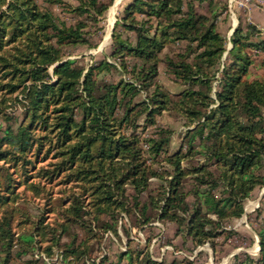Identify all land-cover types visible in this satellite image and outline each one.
I'll return each instance as SVG.
<instances>
[{
	"label": "trees",
	"instance_id": "obj_1",
	"mask_svg": "<svg viewBox=\"0 0 264 264\" xmlns=\"http://www.w3.org/2000/svg\"><path fill=\"white\" fill-rule=\"evenodd\" d=\"M199 1L205 12L197 0H130L112 60L84 64L70 49L97 46L113 0H45L72 22L39 0H0V264H94L120 222L126 248L99 264H193L152 258L153 235L132 244L131 229L155 220L214 253L219 237L241 235L228 225L264 188V75L250 52L264 65V32L240 24L228 41L225 1ZM163 113L186 127L173 152ZM255 211L259 255L231 264H264V195Z\"/></svg>",
	"mask_w": 264,
	"mask_h": 264
},
{
	"label": "rangeland",
	"instance_id": "obj_2",
	"mask_svg": "<svg viewBox=\"0 0 264 264\" xmlns=\"http://www.w3.org/2000/svg\"><path fill=\"white\" fill-rule=\"evenodd\" d=\"M45 3V0H39ZM76 3V0H66ZM116 1V2H115ZM130 0H113L112 5L106 12V16L102 21L104 25L103 30L95 31L92 35L97 46L88 48L87 46H79L71 48L67 58H75L80 62L87 64L93 60H99L107 57L109 60L112 58L109 56L112 45V27L114 28L115 22L120 20L123 10L126 4ZM226 3V10L219 18V29L224 32L228 38V41L235 30L240 24L246 26L251 22L255 24L262 32H264V0H223ZM115 2V3H114ZM57 14L69 22L73 21L71 14L66 13L63 7L58 4H49ZM199 11L205 12L207 9L206 1L196 2ZM111 7L114 9V19L111 24V29L108 33L109 16L111 13ZM110 12V13H109ZM236 20V23H235ZM95 30V29H93ZM111 32V35H110ZM108 34V38H107ZM133 34V33H130ZM181 46V45H179ZM178 46V47H179ZM231 47V43L228 44V49ZM175 49V47H174ZM255 58V63L251 66L252 75H264V65L261 64V58L263 54L257 55L255 51H250ZM225 57V56H224ZM111 77H119L118 74L111 75ZM159 78L169 89L176 88L171 80V76L165 73L164 66H160ZM16 111V110H15ZM19 110H17L18 112ZM160 125H167L174 129L172 135V142L170 149L175 151L179 146L182 136L186 130L183 125V121L176 116L169 113H163L158 117ZM152 131L150 129L148 132ZM159 183L157 179H153L152 185L156 186ZM264 195V188L256 189L250 199L247 200L245 206L250 203V208H245V213L238 219H235L228 228L237 230L241 235H234L228 239H224V236L218 238L217 252L214 253L213 248L209 244H204L194 248L190 241H184L180 235H176V225L172 222H163L161 220H155L145 226V229L132 228L130 231L132 244L136 247H141L146 244L147 237L153 235V239L150 245V252L152 258L157 261H161L163 257L171 259L172 256L182 258L186 256L193 261V264H231L233 256L239 253H249L254 256L259 255L260 247L255 227L251 224L250 220L256 219L255 209L260 205L261 197ZM147 194L142 196V199H146ZM135 219V218H134ZM124 222L128 221L127 217H124ZM129 226V225H128ZM118 231L120 238L116 237L112 232L105 234L104 242L100 246L99 250L95 251L93 257L94 264H99L101 256L109 254L114 256L119 250L126 248L127 237L123 232L121 222L119 223ZM251 238H254L251 241ZM60 256L55 254L53 258H46L45 260L51 264H62ZM125 264V262L123 263Z\"/></svg>",
	"mask_w": 264,
	"mask_h": 264
},
{
	"label": "bare ground",
	"instance_id": "obj_3",
	"mask_svg": "<svg viewBox=\"0 0 264 264\" xmlns=\"http://www.w3.org/2000/svg\"><path fill=\"white\" fill-rule=\"evenodd\" d=\"M114 9H115V7H114ZM114 9L111 8V13L109 12L110 13V16H109L108 33H109L110 29H111V24L113 23V19H114V13H113V11H114ZM235 23H236V20H235ZM107 38H108V34H107ZM246 208L247 209L250 208V203L246 205Z\"/></svg>",
	"mask_w": 264,
	"mask_h": 264
},
{
	"label": "water",
	"instance_id": "obj_4",
	"mask_svg": "<svg viewBox=\"0 0 264 264\" xmlns=\"http://www.w3.org/2000/svg\"><path fill=\"white\" fill-rule=\"evenodd\" d=\"M115 2H116V1H115ZM115 2H114V3H115ZM111 8H112V7H111ZM112 29H113V27H112ZM110 35H111V32H110Z\"/></svg>",
	"mask_w": 264,
	"mask_h": 264
}]
</instances>
